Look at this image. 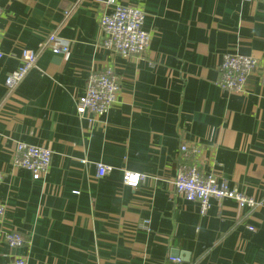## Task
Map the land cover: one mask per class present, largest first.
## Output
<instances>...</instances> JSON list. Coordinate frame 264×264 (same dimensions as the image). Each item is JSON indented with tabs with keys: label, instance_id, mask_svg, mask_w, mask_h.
I'll return each instance as SVG.
<instances>
[{
	"label": "crops",
	"instance_id": "obj_1",
	"mask_svg": "<svg viewBox=\"0 0 264 264\" xmlns=\"http://www.w3.org/2000/svg\"><path fill=\"white\" fill-rule=\"evenodd\" d=\"M106 1L0 0V264H264V0H118L146 13L141 56L103 46ZM51 34L69 51L40 50L8 87L22 49ZM231 52L259 61L244 93L218 85ZM108 66L120 82L115 103L81 116L89 75ZM22 143L52 150L43 176L15 166ZM182 143L199 149L202 171L260 204L212 199L201 215L175 189ZM99 163L111 167L105 176ZM126 170L146 178L127 186ZM14 229L25 238L16 249L4 240Z\"/></svg>",
	"mask_w": 264,
	"mask_h": 264
},
{
	"label": "built area",
	"instance_id": "obj_2",
	"mask_svg": "<svg viewBox=\"0 0 264 264\" xmlns=\"http://www.w3.org/2000/svg\"><path fill=\"white\" fill-rule=\"evenodd\" d=\"M108 11L100 15L99 23L104 35L103 46L116 51L122 56H141L149 48L151 32L145 28L146 13L138 6L123 5L118 0H107ZM2 11L0 9V16ZM3 31L0 28V40ZM56 35L51 34L47 41H43L38 49L23 48L20 65L5 79L8 87H14L23 77L36 66L40 50L51 48L54 53L64 54L69 51L68 46H53ZM50 44V45H49ZM4 52L0 49V59ZM259 68V61L241 53H226L220 64V78L218 85L227 91L244 93L248 90L249 77ZM120 90L119 77L112 66L101 71H93L87 81L85 94L79 98L77 111L81 116H102L106 114L115 103ZM182 163L179 165L174 180L176 191L187 201L197 202L201 215H205L211 208V200L233 199L240 207L254 208L260 204L255 199L248 197L240 189L229 185V181L215 173H205L194 160V154L187 143L181 147ZM52 150L44 146L19 144L18 152L14 159L17 167L28 169L34 178H39L47 173L52 164ZM111 167L102 163L98 164V176L108 174ZM146 175L141 172L126 170L123 174V183L130 187H137ZM4 173L0 170V184ZM8 206L0 201V220L3 219ZM250 230H255L249 225ZM4 240L7 245L16 249L25 243L24 235L18 230L6 231ZM180 262V257H175ZM2 264H28L25 257H14Z\"/></svg>",
	"mask_w": 264,
	"mask_h": 264
}]
</instances>
